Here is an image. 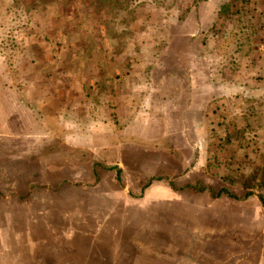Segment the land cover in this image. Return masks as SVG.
I'll return each instance as SVG.
<instances>
[{
    "label": "rangeland",
    "instance_id": "obj_1",
    "mask_svg": "<svg viewBox=\"0 0 264 264\" xmlns=\"http://www.w3.org/2000/svg\"><path fill=\"white\" fill-rule=\"evenodd\" d=\"M245 1L256 14L251 23L243 12L216 19L219 0H0V154L23 158L2 160L0 188H14L21 204L27 185L47 188L46 217L20 224L14 256L8 251L3 262L264 264V0ZM189 13L209 41L205 55L202 39L178 56L179 42H170L172 32L188 29L177 26ZM191 53L195 69L201 74L202 57L211 75L206 98L195 100V107L209 100L195 115L204 132H192L188 143L184 130H174L171 142L167 125L162 140L152 125L128 130L143 138L123 147L125 170L107 173L105 165L120 163V149L111 163L101 160L92 138L117 144L119 130L94 126L90 114L100 104L103 120L116 124V90L130 85L128 77L145 72L166 88L180 70L176 58ZM225 66L234 69L232 80H223ZM157 97L150 92L143 100L146 124L153 102L167 107ZM57 118L65 125L60 132ZM75 141L87 146L77 150ZM26 160L30 168L20 162ZM79 181L112 193L97 188L78 198L73 186L60 188L66 182L78 189Z\"/></svg>",
    "mask_w": 264,
    "mask_h": 264
},
{
    "label": "crops",
    "instance_id": "obj_2",
    "mask_svg": "<svg viewBox=\"0 0 264 264\" xmlns=\"http://www.w3.org/2000/svg\"><path fill=\"white\" fill-rule=\"evenodd\" d=\"M212 3V0H210ZM215 0H213L214 2ZM225 1L228 0H219V5L222 6L223 4L225 5ZM224 2V3H222ZM222 3V5H221ZM227 4V3H226ZM217 5V7L219 6ZM219 6V8H220ZM216 7V8H217ZM215 8V9H216ZM218 8V9H219ZM195 11H193V15H194ZM220 14V10L217 11V15H216V19H219L221 17H219ZM188 15H190L187 19H183L182 21H180V25L178 24L177 27H188V29H184V31H182L181 29H178L176 31L181 32V34L179 35H173V32L170 34V42L172 41H178L180 44V48L177 52L178 56L180 54V52L186 53L187 50L191 52L193 51V49H196L197 44L196 41H201V36H200V32L198 31V29H196L194 27V24L191 22V14L189 13ZM214 18V17H213ZM177 32V33H178ZM176 33V34H177ZM208 40L206 39V37L204 39H202L201 46L203 47L202 50V55L206 54V52H208L210 50L209 48V44H208ZM196 45V46H195ZM199 48V46H198ZM186 51V52H185ZM194 52V51H193ZM200 54V55H201ZM156 57V56H154ZM187 58V57H186ZM206 58V57H205ZM176 65L178 66L177 68H180L178 72V74H174V80L171 81L170 85H168L166 88H160L159 83H161L162 81L160 80L158 82V78H157V82L150 78V76L147 73H143V74H139V75H134V77H128L131 78L130 80V85L129 86H125L122 89L116 90V94L119 96L120 98V102L121 104L119 106H117L116 109V124L113 120V122H111V119H106L103 120L102 117V112L100 110V108H103L102 106L100 107V104L97 105L96 110L90 114V116H92V121L95 123H91L94 126L97 124L98 127L101 124H106L105 127H107V129L109 131H113L115 130V128L119 131H117L118 133V137H120V142L117 144H113V145H109L111 141H108L107 138H103V140L107 143L109 142L108 145H104V146H100L101 141H99V139H94V136L92 138V142L96 141L94 143H91V146L94 148L95 146L98 147V149H103L99 150L100 152V159L103 160V158L105 160H107V162L111 163V161H113L112 159H110V157H112L113 152L115 151V148L120 149L119 150V154L117 155V160L120 163H117L116 165H105V170H107L106 172L108 173L110 170L111 171H117L118 174L121 173L122 170H125V168L122 166L124 162L123 160V147H129V143H131L130 139H136V140H141L140 138L143 137H138L137 136H130L128 130H134L135 132L139 131V129L142 128V126L146 127V125H152L157 131H159V133L156 135H160V131L162 132L164 129V125L168 126V138L169 140H172L175 138V135L179 134V133H173L174 130H184L186 131V135L184 134V138L186 139V141L193 140L194 137L192 135V132L194 131H199L201 129H203L204 132V128H205V124H201V122H199L202 127H198L196 129L195 127V115L199 114V113H203L204 109L206 108V104H208V101L206 99V101H202V105L199 104V107H195V100L196 99H205L206 94L204 93V90L207 89V91L210 90V87L208 86V84H210V71L208 73H204V67H205V63L207 62L206 59L200 57L198 59L199 62H201L202 64V70H201V74L199 73V70L195 69V55L193 53L190 54V58H187L186 61L183 59H178L176 58ZM153 63V62H152ZM150 65H152L150 63ZM170 71V68H168V72ZM206 72V71H205ZM140 73V71H139ZM197 75H196V74ZM139 76V77H138ZM172 77V75H171ZM122 82H124V84H126L127 81V77L126 78H121ZM109 80V79H108ZM114 80V78H113ZM112 79H110V81H113ZM197 82H201L203 84V87H199L197 86ZM157 83V84H156ZM177 89V91H175V89ZM152 93H156L158 95V99L161 100L160 105H163L164 103H167V107H155L154 102L152 104V106L149 108L150 112H153L151 115V119L149 122V119L147 120V122H149V124H146V113L144 111V114H142L143 108H142V103L143 100H146L148 94ZM171 93V94H169ZM201 96H203L202 98H200ZM144 98V99H143ZM155 98V99H157ZM209 99V98H208ZM145 104V103H144ZM125 105H127V108L125 109ZM159 105V106H160ZM146 106V105H145ZM95 108V107H94ZM94 108H91V111H93ZM142 108V110H141ZM145 109V108H144ZM89 111V110H88ZM89 113V112H88ZM195 113V114H194ZM96 114V115H95ZM59 115V112H58ZM100 115V116H99ZM141 115H144V119H141ZM49 116H51V114L49 113ZM159 116H162V118H160ZM185 118L186 122H182L183 119ZM56 121L58 122L57 124H59V132L64 129V124L61 120H58V118L56 119ZM50 123V122H49ZM151 123V124H150ZM90 124V125H91ZM84 127V126H83ZM82 126H80V131H83L84 128ZM49 129H51L50 127H48ZM55 128V127H54ZM166 129V130H167ZM208 131L210 133V123L208 122ZM138 134V132H137ZM181 134V133H180ZM126 135V136H125ZM46 137V136H45ZM112 137V136H111ZM110 137V138H111ZM193 137V138H192ZM204 138V136H203ZM202 138V139H203ZM158 139L159 138L158 136ZM188 139V140H187ZM82 140V139H81ZM147 140V139H146ZM175 140V139H174ZM36 141H41L42 143H45L42 140H36ZM204 141V139H203ZM78 141H75V149L77 150H82V148L84 146L83 141H80L79 143H77ZM142 142V141H140ZM2 145L3 143L0 142ZM41 143V144H42ZM137 145V142H134ZM38 144L40 145V142H38ZM27 145H29V143H27ZM57 145V144H55ZM3 146V145H2ZM43 146V144H42ZM198 146V145H197ZM102 147H106V148H102ZM38 151V150H37ZM36 151V152H37ZM102 152V153H101ZM143 155V157H146V152L144 153H139L138 156L140 157V155ZM110 156V157H109ZM135 157L134 153L132 155L131 158ZM17 159L23 160V158H19V157H12V156H6L3 155L1 156L0 154V166H2L3 161H17ZM114 159V158H113ZM140 159V158H138ZM115 160V159H114ZM143 160V159H140ZM29 161V160H28ZM26 161H20L21 163H23V166H26L24 168H30L29 164L30 163ZM25 163V164H24ZM2 174L6 175L7 173H2V171H0V177L2 178ZM99 174V172H98ZM11 175L12 172H11ZM28 178V176H27ZM81 178H84V176L81 175ZM67 182V181H66ZM66 182L64 184H62V186L60 188L63 189H67V186H73V188L71 189V192L74 193L73 191H77L74 194H78V198L80 197V195H82L83 193L88 194V192H95L97 191L96 189L99 188L100 191L105 192L106 194L112 193L110 190H103L102 187L98 184L96 185V187H86L83 188V185H88L86 182H81L79 181L81 184L80 188H76L77 186L79 187V185H74L72 183L66 184ZM29 183V182H28ZM27 183V179L25 182V185L28 184ZM2 184V179L0 180V185ZM75 184H79V183H75ZM2 187V186H0ZM32 186L27 185L26 186V198H27V203L30 201L28 198L31 197L32 200H35L34 202H30V204L27 203H20L17 200V193L12 191L14 190V188L12 189H3L0 188V264H7L6 262H3V257H5L4 254H6L9 251V256L8 257H13L14 256V250L17 247V238H18V227L20 228V224L26 228H28L29 226H34L36 224V222L38 220H40L41 217H46V190L47 188H31ZM2 190V191H1ZM35 190V191H34ZM193 190V189H192ZM11 191V192H10ZM110 191V192H109ZM196 191V190H194ZM203 193L204 191H196L195 193ZM206 192V191H205ZM40 195V196H38ZM204 195V194H202ZM200 196V195H199ZM37 199V200H36ZM77 199V198H76ZM204 200H208L210 201V197L207 196V198H203ZM38 203V204H37ZM40 203V204H39ZM43 206H42V205ZM41 206V207H40ZM40 217V218H39ZM45 220V219H44ZM33 241V239H32ZM34 244V241L33 243ZM32 249V250H29ZM28 251L32 252V254H34V250L31 246H28ZM17 254V253H15ZM6 258V257H5ZM10 264V263H9ZM13 264V263H12ZM17 264H19L17 262Z\"/></svg>",
    "mask_w": 264,
    "mask_h": 264
},
{
    "label": "trees",
    "instance_id": "obj_3",
    "mask_svg": "<svg viewBox=\"0 0 264 264\" xmlns=\"http://www.w3.org/2000/svg\"><path fill=\"white\" fill-rule=\"evenodd\" d=\"M239 1L244 5V7H246L245 10L241 6L240 8H237L235 11H233V6H236ZM246 3L247 2L245 0H244V2H243V0H232L231 2H229V3H227V4H225V5L222 6V8L220 10V17L228 16V15H231L232 13L237 14V13L243 12L244 14L246 13V15L248 17L247 18L248 19V22H250V23L253 22L254 21V17H256L255 12L253 11L254 8H251V6H249L248 3L247 4ZM250 12H252V13L249 14ZM250 26H252V25H250ZM252 45L253 44L249 45V48L247 50L248 53L254 51L252 49ZM240 50H241V48H240ZM222 71H223V73H225L224 74V78H223L224 81L232 80L233 79L231 75L234 74V69H231L230 66L223 67L222 68ZM240 71H241V68H240ZM246 101L252 103V102H255L256 100H254V98H248V99L246 98ZM204 190H206V188H204L203 186L200 187V189H198V191H204ZM226 193L229 196L232 195L228 191ZM262 202L264 203V200Z\"/></svg>",
    "mask_w": 264,
    "mask_h": 264
}]
</instances>
